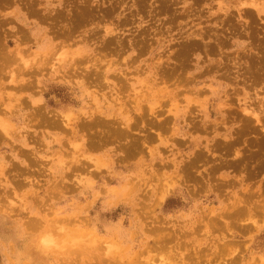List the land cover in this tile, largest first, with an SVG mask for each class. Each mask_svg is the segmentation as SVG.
<instances>
[{
	"label": "rangeland",
	"instance_id": "374dc122",
	"mask_svg": "<svg viewBox=\"0 0 264 264\" xmlns=\"http://www.w3.org/2000/svg\"><path fill=\"white\" fill-rule=\"evenodd\" d=\"M0 264H264V0H0Z\"/></svg>",
	"mask_w": 264,
	"mask_h": 264
},
{
	"label": "bare ground",
	"instance_id": "6f19581e",
	"mask_svg": "<svg viewBox=\"0 0 264 264\" xmlns=\"http://www.w3.org/2000/svg\"><path fill=\"white\" fill-rule=\"evenodd\" d=\"M91 120V119H90ZM93 122V121H92ZM120 131V130H119ZM122 132V131H121ZM121 132L119 133V134H121ZM118 134V135H119ZM123 134V133H122ZM30 222H32V221H30ZM35 223V222H34ZM28 225H30V224H28ZM32 225H33V222H32ZM34 225H36V224H34ZM29 228H30V226H29ZM31 229V228H30ZM36 229H37V227H36ZM36 229H34V230H36ZM32 230H33V228H32ZM33 230V231H34ZM50 233H52L51 231L50 232H47V230L45 231V232H43L42 233V235H40V237L39 238H43L41 241H42V243H44V244H46L47 243V241H49V240H51L50 238H53V234H52V236H51V234ZM68 233V232H67ZM68 236V235H67ZM69 236H71V234L69 235ZM49 238V239H48ZM52 241V240H51ZM40 243V242H39ZM51 243V242H50ZM42 246H43V244H42ZM39 248V247H38ZM39 252V251H38ZM53 252H54V250H53ZM63 252V251H62Z\"/></svg>",
	"mask_w": 264,
	"mask_h": 264
}]
</instances>
